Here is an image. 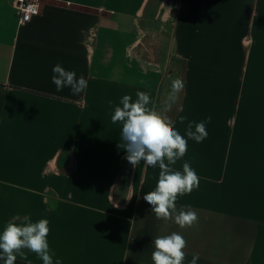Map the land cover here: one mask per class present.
<instances>
[{
    "label": "crops",
    "instance_id": "0c3cea01",
    "mask_svg": "<svg viewBox=\"0 0 264 264\" xmlns=\"http://www.w3.org/2000/svg\"><path fill=\"white\" fill-rule=\"evenodd\" d=\"M13 1L0 0V231L47 219L53 264H153V240L173 232L186 264H264V0H40L23 25ZM174 59L184 89L172 124L188 148L170 168L188 162L200 180L176 199L198 214L184 229L152 213L143 196L159 166L131 165L111 119L138 91L161 111ZM57 63L87 88L57 92ZM202 121L197 143L188 125ZM22 251L15 264H43Z\"/></svg>",
    "mask_w": 264,
    "mask_h": 264
},
{
    "label": "clouds",
    "instance_id": "9594fccd",
    "mask_svg": "<svg viewBox=\"0 0 264 264\" xmlns=\"http://www.w3.org/2000/svg\"><path fill=\"white\" fill-rule=\"evenodd\" d=\"M51 82L57 92L69 88L73 95H79L87 88V80L83 75L77 77L73 70L65 69L60 63L52 68ZM170 90L167 93L165 107L174 103L178 94L183 91L184 83L180 78L169 77ZM141 84L144 82L141 81ZM137 99L132 102L130 95H124L121 104L115 108L112 122H122L123 149L126 151L127 161L136 166L144 161L146 166H159V179L155 190L146 193L143 199L151 205L152 213L156 218L164 221L173 220L181 229L193 227L198 222V214L193 210L180 209L177 211L176 199L178 195L190 194L199 187V177L188 162L183 164V171H174L178 159L187 152L188 142L177 130L172 121L162 111L150 107V95L143 91L136 93ZM184 117H181L183 121ZM210 119V118H209ZM187 137L202 142L207 137L205 122L189 123ZM167 160V163H165ZM131 198H129L130 200ZM49 221L40 219L32 222L27 217L22 224L9 221L0 231V260L3 264H15L17 254L27 259L23 249L35 253L43 264H53L47 236L49 234ZM153 264H186L187 241L176 232L169 235L158 236L153 240ZM199 254H193L187 264H198ZM30 264V262H29ZM55 264H62L57 260Z\"/></svg>",
    "mask_w": 264,
    "mask_h": 264
},
{
    "label": "rangeland",
    "instance_id": "374dc122",
    "mask_svg": "<svg viewBox=\"0 0 264 264\" xmlns=\"http://www.w3.org/2000/svg\"><path fill=\"white\" fill-rule=\"evenodd\" d=\"M183 92V91H182ZM182 92H180L178 94V97L176 99V101L174 103H172L169 107H165V101H166V97H164L161 101H160V107L162 108V112L164 115H166L171 121L173 120L174 116L177 114L179 107H180V102H181V97H182ZM244 131L238 132L237 133V142H238V146L236 147V154L238 156H243L245 153V147L243 146L244 144ZM256 149V148H254ZM241 202L243 203V199L241 200ZM241 207H243V205H240ZM238 215L244 216V210L243 208L241 210H238Z\"/></svg>",
    "mask_w": 264,
    "mask_h": 264
},
{
    "label": "built area",
    "instance_id": "2783aa9c",
    "mask_svg": "<svg viewBox=\"0 0 264 264\" xmlns=\"http://www.w3.org/2000/svg\"><path fill=\"white\" fill-rule=\"evenodd\" d=\"M14 7L19 12L20 24H26L40 12V0H14Z\"/></svg>",
    "mask_w": 264,
    "mask_h": 264
},
{
    "label": "trees",
    "instance_id": "16d2710c",
    "mask_svg": "<svg viewBox=\"0 0 264 264\" xmlns=\"http://www.w3.org/2000/svg\"><path fill=\"white\" fill-rule=\"evenodd\" d=\"M174 63H178L179 64V70L177 71V74L174 76V75H172L174 78H180V71H181V64L183 63L182 61H180V60H175L174 59Z\"/></svg>",
    "mask_w": 264,
    "mask_h": 264
}]
</instances>
